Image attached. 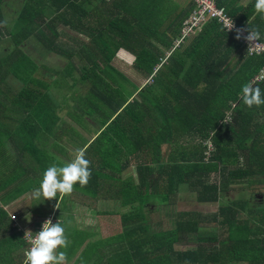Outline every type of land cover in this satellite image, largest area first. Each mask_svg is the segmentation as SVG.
<instances>
[{
  "label": "trees",
  "instance_id": "16d2710c",
  "mask_svg": "<svg viewBox=\"0 0 264 264\" xmlns=\"http://www.w3.org/2000/svg\"><path fill=\"white\" fill-rule=\"evenodd\" d=\"M50 1L60 7V11L70 14V26L86 39L67 42L58 37L53 25H41L36 15L46 0H0L3 22L0 57L7 55L8 63H5L8 68H14L0 69V264L24 263L23 254L29 244L13 225L5 206L39 187L44 173L41 165L45 159L43 148L48 129L45 133L44 128L38 127L28 108L34 104L36 110L48 115L43 105L48 102L47 109L52 111L49 128L52 134L56 133L60 119L58 113L55 115L56 95L48 93L47 100L45 91L31 88V79L19 77L29 70L22 69L20 57L30 61V69L48 74L47 66H39L22 49L30 38L37 41L44 52L57 53L67 59V66L57 76L54 72H49L50 78L37 76L53 83L66 74L72 80L71 89L88 83L90 90L84 96L88 101L96 96V81H102L107 74L104 68L114 70L111 61L119 52L129 54L134 71L148 80L136 94L134 90L121 95L122 90L113 86L111 96L104 98V92L100 91L96 97L102 108L95 103V110L83 112L93 118L101 114L104 126L113 115L116 117L97 139L82 146L91 162L92 177L88 185L76 184L74 190L93 198L106 196L119 201L117 206H121L123 212L119 213V232L103 242L88 243L70 264H264V207L252 210L247 205L248 199L219 202L222 195L244 183L248 188H252L254 182L264 185V105L249 109L240 98L242 86L249 81L264 90V80L254 81L264 68V55H248L232 32L211 20L165 57L164 51L173 48L182 23L195 8L193 0ZM12 2L21 7L12 11L3 8ZM214 2L235 24L247 28L249 21L251 27H258L264 42V17L255 13V0ZM33 7L39 8L32 10ZM105 10L110 17L101 18L99 14ZM5 40L13 44L7 53L1 49ZM74 59L80 65H75L77 80L72 76ZM84 60L90 61L88 67ZM10 73L20 84L16 90L10 85L6 89L3 81ZM100 96H103L102 102ZM3 99L10 107L12 105L10 114L14 106L18 107L19 117L11 119V115L6 114V120L16 123L17 137L23 138L20 148H17L18 139L8 135V131H1L6 127L3 115L9 109ZM106 108H110L108 113ZM67 114L76 115L73 109H68ZM146 119L148 122H143ZM126 127L132 141L121 139ZM61 130L57 133L60 138ZM141 140L148 144L151 154L149 160L135 156L133 180L124 175L128 161L121 162L133 147L134 151L140 149L136 143ZM161 145L171 147L160 152ZM54 158L55 155L52 163H55ZM32 159L38 164L36 167H31ZM26 175L38 178L36 186L21 184V177ZM7 186L9 190L4 191ZM182 186H187L194 195L186 201L194 207L192 210L174 209L175 196ZM100 192L103 195H98ZM262 195L264 199V193ZM161 201L173 208L166 213L173 225L171 229L153 232L146 213ZM202 205H214L210 218L213 226L201 225ZM57 210L55 213L60 216ZM208 231H214L213 235ZM70 238L67 249H61L67 252V262L79 252L82 244V238L74 241ZM181 245L185 248L178 249ZM107 253L108 260L102 263Z\"/></svg>",
  "mask_w": 264,
  "mask_h": 264
},
{
  "label": "rangeland",
  "instance_id": "374dc122",
  "mask_svg": "<svg viewBox=\"0 0 264 264\" xmlns=\"http://www.w3.org/2000/svg\"><path fill=\"white\" fill-rule=\"evenodd\" d=\"M19 2L20 0H15ZM41 2L44 0H40ZM249 1V0H248ZM19 3L12 2L11 5L5 7H9V11H12L13 9H16ZM13 6V7H11ZM2 12H4V9H2ZM52 12V11H51ZM11 17V16H9ZM3 22L0 20V25H2ZM9 24V23H7ZM49 36H52L50 32H48ZM6 42L4 44L1 43V49L7 53L11 51L13 44L10 41L5 40ZM37 41H34L33 38H30L28 41L25 42L22 49L29 55H27L30 59H33L34 61H37L39 66L45 65L47 66L48 74H45L42 71H35L33 69H30L31 63L28 59L25 57H20L23 67L22 69H29L27 71H23V74H21L19 77L22 79H31V83L29 85L33 90H37L40 92H44L46 96L45 99L48 100V93H52L56 95L55 100H53L54 105L56 106L55 115L57 113L60 116L59 121L56 125V133L52 134L50 131V120L52 117V111L47 109V103L43 104L46 111L48 112V115L46 113H42V111H38L36 105H31L28 110L31 111V116H34L37 120V125L39 128L43 131L47 130V140L45 141V146L43 148V154L45 156V159L42 163V172H44L47 167L51 166L52 164V156L55 155V163L61 164L63 162H69L73 158V154L77 148H82V146L85 145L89 141L91 137H93L96 133V128L94 126L92 129L86 123V117L83 115V112L85 110L93 111L95 110V103L101 107L100 102L97 100L98 94L100 91L104 92V98L107 96H110L113 92V86L117 90H122L120 93L121 95H127L128 93H131L137 88H140L145 81L140 75L136 74L134 72V69L132 68V58L131 56L123 55V52H119L116 54L114 59L111 61V66L114 67L115 71H112L111 69L104 68L107 70V74L105 77H102V81H96V86L98 89H96L97 92H95V98L93 101H88V99H85L84 96L87 95V92L90 90V86L88 83H82L78 86L74 87L73 89L70 88V86L73 84L71 78H69L66 74L64 77H62V80L58 79L52 83L51 80H46L43 77L37 76L38 74H42L47 76L48 78L52 77L50 76L49 72H54L57 76V73H60L59 71L62 69H65L67 66V59L64 56L57 55L52 52H44L42 48L36 43ZM69 42V41H67ZM69 44V43H68ZM125 54V53H124ZM12 59H10L11 61ZM8 60L7 55L5 57H0V69H14V68H8ZM85 66L88 67L90 64V61L84 60ZM80 66L79 62L74 59V73L72 74L73 78L77 80L78 76V68L75 67ZM16 69H20L18 66H16ZM33 71H35L33 73ZM44 71V70H43ZM122 74L123 76L118 75ZM26 76V77H25ZM15 77L11 76V80ZM34 78V79H32ZM105 78V79H103ZM109 80L112 82V84L107 85L105 80ZM144 85V84H143ZM12 88L15 90L19 88L18 84H12ZM10 87V88H11ZM124 88V91H123ZM107 89H111L112 91H108ZM139 90V89H138ZM119 93V92H118ZM116 95V93H115ZM134 95H132L133 97ZM66 97V99H65ZM82 97V98H80ZM66 100H68L66 102ZM73 100V101H72ZM4 102V99L2 100ZM6 103V102H4ZM6 105L9 107V109L6 110L3 117L5 118L4 122L6 124V127H4L2 133H7L8 135H12L15 137V140H17V148H20L23 144V138L17 137L16 131H17V125L16 123H13L11 120L8 119L7 115H11V119H16L19 117L18 115V107H13V113L10 114L9 110L12 109L9 106V103H6ZM58 107V108H57ZM68 109H73L74 116H70L67 114ZM110 111V108H106V113ZM7 114V115H6ZM71 119H70V118ZM90 119V118H88ZM94 119L96 121H100L102 119L101 114H96L94 116ZM91 120V119H90ZM64 121L68 123L66 129L62 130L61 138L57 135L58 131L61 130V126L64 125ZM91 122H93L91 120ZM1 123V121H0ZM82 127V129L80 128ZM9 137V136H8ZM58 138V139H56ZM5 141V140H4ZM41 144V143H40ZM8 151H11L8 144L5 145ZM18 151V150H17ZM52 155V156H51ZM30 162L33 164L31 167H36L38 164L35 162L34 159H32ZM130 174L133 173V171L129 170ZM213 176L211 177L212 180ZM41 180V179H40ZM19 181V180H18ZM38 182V178H32L29 177V175L22 176L21 177V184L24 183V185H32L34 186ZM104 183V181H102ZM261 183L254 182L252 183V188H248L249 186L247 183H244L237 187L238 189H235L231 192H228L224 195H222L219 198V202H229L231 200H240V199H248L250 200V206H253L254 208H251L252 210H257L258 205L262 203V199L260 198L261 195L264 193V185ZM36 186V185H35ZM10 186H7L6 190H9ZM38 187V186H37ZM3 191V192H4ZM31 193L29 191L23 193L21 197L17 198L15 202H10L5 206V210H8L11 214L14 213L15 219L11 217L9 214L11 220L13 221V225L16 226L17 231H25V230H33L34 223L37 225L36 230L38 231L40 227H42L43 222L49 218L51 215V211H53V218L52 221H56L57 217L55 214V205L56 203H53L56 199L53 200H43L41 198L40 200L33 199L31 196ZM83 191L73 190V192L70 195H65L63 199L60 200V207L57 210L61 215H67L72 214V222L71 220H66L64 227L66 228V235L71 234V230L73 229V233L71 234L72 238L71 240H77L80 239L81 234L77 230L78 227L80 229H86L88 231H92L94 233L95 238H103L102 240L106 239L104 237H110L114 232H116L119 227H117V223L119 222V218L112 215L114 212L115 207L119 204V201L111 202L110 200H98L96 198H93L92 196H88L87 194L84 196ZM98 195H103V193L100 192ZM259 197V200H258ZM194 198V195L188 191L187 186H182L181 190L178 192V194L175 196L176 205L175 210L183 211V210H192L194 207L191 205H188L186 201L188 199ZM254 198V200H252ZM222 202V203H223ZM163 202H156V206H152L149 208L148 213H146L147 217H149V223L151 225V229L153 232H160L164 230L171 229V226L173 225L171 223V217L170 215H167L170 210L173 208H170L168 204H162ZM215 205V204H214ZM214 205L211 206H204L200 207V209H203L202 217L203 221L201 222V225L203 226H213V220H211V216L213 215V212L215 211L213 208ZM248 205V204H247ZM262 207H264V202ZM247 211V210H246ZM31 214V222L29 223L26 219L27 214ZM48 214V215H47ZM68 214V215H69ZM59 216V218H62V216ZM39 219H42L40 224H37V221ZM83 222H85L83 224ZM33 225V227H32ZM217 226V225H216ZM214 232V231H213ZM213 232H209V235H211ZM213 235V234H212ZM102 240H98L99 242ZM26 242V241H25ZM103 242V241H102ZM101 242V243H102ZM209 247H216V244H208ZM100 247V246H99ZM29 248V247H28ZM27 248V249H28ZM178 249H184L183 245L180 247H177ZM61 250V249H59ZM58 250V251H59ZM24 255V254H23ZM25 260V255H24ZM108 253L106 255V259L102 262L105 263L108 259ZM75 260V259H74ZM24 264V263H23ZM70 264V263H67Z\"/></svg>",
  "mask_w": 264,
  "mask_h": 264
},
{
  "label": "clouds",
  "instance_id": "9594fccd",
  "mask_svg": "<svg viewBox=\"0 0 264 264\" xmlns=\"http://www.w3.org/2000/svg\"><path fill=\"white\" fill-rule=\"evenodd\" d=\"M255 13L264 17V0H255ZM248 27L235 29L234 21L230 23L225 20L224 26L231 32L235 29L236 39H244L248 43V54L254 48L259 47L261 33L258 27H251L248 21ZM247 32V35L244 33ZM264 73V69L261 70ZM258 79V78H257ZM147 79L144 84L147 83ZM240 98L249 109L264 105V90L253 81L245 83L241 88ZM90 161L86 158V148H77L73 158L69 162L61 164H52L47 167L43 173L39 187L35 188L31 196L33 199L40 200H58L63 199L65 195H70L76 184L80 187L88 185L92 171ZM59 209V202L56 204ZM15 219V216H13ZM26 219L31 222V214H27ZM55 222V221H54ZM51 218L46 219L42 224V229L36 233L31 230L25 231L24 240L29 244L25 250L24 264H67V252L59 249H67L70 241L66 235V228L63 221L59 219L54 223ZM59 250V251H58Z\"/></svg>",
  "mask_w": 264,
  "mask_h": 264
},
{
  "label": "crops",
  "instance_id": "0c3cea01",
  "mask_svg": "<svg viewBox=\"0 0 264 264\" xmlns=\"http://www.w3.org/2000/svg\"><path fill=\"white\" fill-rule=\"evenodd\" d=\"M242 3H247L248 0H241ZM21 6H17V9H19ZM45 7V8H44ZM39 7H33L32 10H35V9H38ZM41 8V7H40ZM57 8V9H56ZM52 11V12H51ZM102 17H110V14L105 10V11H102L100 14H99ZM37 17V20L38 22L41 24V25H53L54 26V31L58 34V37H61L62 39H64L65 41H70V42H75V41H80V40H83V39H86L85 37L83 36H80V33L76 30H74L69 22H68V18L70 17V14L69 13H64L62 11H60V7L58 8V6H56V4H52V2L50 0H46V2H44V6L41 8V12L36 15ZM94 17V16H93ZM97 18V17H96ZM95 24V23H94ZM47 32H50L49 30ZM199 33V30L197 31ZM198 33H195V34H198ZM179 47V46H178ZM175 48L177 47H174L172 48L170 51H164V55L165 57H168L171 53V51H173ZM56 54V53H54ZM124 54V53H122ZM58 55V54H57ZM129 55V54H127ZM130 56V55H129ZM112 70V69H111ZM112 71H115L112 70ZM135 72V71H134ZM136 73V72H135ZM137 74V73H136ZM2 75H4L2 73ZM139 75V74H138ZM11 76L13 77V75L10 73L5 79L3 78V81L6 82V89L9 87V85L11 86L12 84H18V86L20 87V84L17 80H15L16 78L12 79L11 80ZM144 79V78H143ZM145 80V79H144ZM1 81V79H0ZM107 84H112V82H110L109 80H105ZM145 82V81H144ZM143 82V84H144ZM142 84V86H143ZM141 86V87H142ZM140 87V88H141ZM140 88H137L136 92L138 91V89L140 90ZM135 92V94H136ZM132 93V92H131ZM111 96V95H110ZM132 98V96H131ZM129 98V101H131L132 99ZM100 101L102 102L103 100V96H100L99 97ZM110 101V100H109ZM121 111V109L118 111V113ZM86 117V123H88V125L90 126V128L92 129V127L94 126V128H96V133L93 137H91L87 143V146L89 144H91L95 139L98 138V136L102 133V131L104 130V128L116 117V115H113L112 118H110L106 125H101V122L102 120L100 121H96L93 117H88V116H85ZM90 118L93 122H91ZM143 122H148L147 119L146 120H143ZM67 125H69L68 123H66V121H64V125H62L60 128L62 130L66 129ZM80 128L82 129V127L80 126ZM62 130H61V133H62ZM59 133V131H58ZM122 134V138H125V139H128L130 141H132L133 138H131L132 136L128 135V129L126 127V130L123 131ZM120 139V141H121ZM120 141H119V144H120ZM158 144L161 143V141H157ZM162 144V143H161ZM137 146H141L140 149H138L137 151H134V147L131 151H129L128 153H126L122 159V162L121 164L124 162V160H127L128 161V165L127 167L125 168V173L124 175H128L130 176L133 180H135V169H134V164H133V161H135V156L136 155H140L141 156V159L144 160V158L146 160H149L150 158V150L148 148V144L147 143H144L143 140H141L140 143H136ZM166 147H171L170 145H165L164 147L161 145V148H160V152H163V149L166 150ZM156 151V149H155ZM129 170L133 171L132 174H130ZM124 175L122 174V177H124ZM60 196V194H59ZM85 196V195H84ZM59 198V197H58ZM262 199V203L260 205H258V208H261L262 205H263V202H264V199H263V195L260 197ZM96 199L98 200H103V201H106V200H110L111 202H114L113 200H111L110 198H106V196H101V197H97ZM252 200H254V198H252ZM258 200H259V197H258ZM56 201V202H55ZM53 201V203H58L59 200H55ZM12 202H15L12 201ZM56 206V205H55ZM248 207L249 208H254L253 206H250V200L248 198ZM6 209V208H5ZM55 211H56V207H55ZM6 212H8L11 217H13L12 215H14V213H10L8 210H6ZM120 212H123V209L121 206H117L115 207V210L114 212H109V213H112V215L116 216L119 218V213ZM243 212V211H241ZM53 211H51V215L50 216H53ZM244 214H246L245 212H243ZM56 214V213H55ZM69 214V213H68ZM61 215L62 218H59L58 215H56L57 217V220L54 222L56 223L59 219H61L63 221V225H65V221L66 220H71L72 222V214H69V215ZM48 215V214H47ZM42 221V219H39V221H37V224ZM85 222H83L84 224ZM33 227V225H32ZM36 227L37 225L34 223V227H33V230L32 232L35 233L37 230H36ZM117 227H119V229L117 230V232H119L121 230V226H120V220L119 222L117 223ZM80 234H81V237L80 239L82 240V244L80 245V250L79 252H75V256L72 257V259H69L67 263H71L73 261H75L74 259L77 258V256L79 255V253H81V251L83 249H85V247L87 246L88 243L90 242H97L98 240H102L103 238H95L94 236V233L92 231H88L86 229H80V227H78L77 229ZM26 231V230H25ZM25 231H21L22 234H23V239H24V236H25ZM73 229L71 230V234L73 233ZM70 234L67 235L68 238L72 237ZM88 234V235H87ZM104 238H108V237H104ZM71 239V238H70ZM27 242V241H26ZM233 264H236V263H233ZM239 264V263H238Z\"/></svg>",
  "mask_w": 264,
  "mask_h": 264
},
{
  "label": "built area",
  "instance_id": "2783aa9c",
  "mask_svg": "<svg viewBox=\"0 0 264 264\" xmlns=\"http://www.w3.org/2000/svg\"><path fill=\"white\" fill-rule=\"evenodd\" d=\"M193 1L195 3V8L191 16L185 19L184 22L182 23L180 36L178 39L174 41L173 48L178 47L180 44H182L184 42V39L192 37L193 34H195L198 30H200V28L203 26V24L206 21L215 20L216 22H219L224 28H225L224 26L225 20H227L229 23L233 21L225 13L223 8H218L215 5L214 0H193ZM241 28H245V26L235 24V29H241ZM225 29L228 30L227 28ZM235 29L231 32L234 34V37L236 38ZM244 35H247V32H245ZM238 42L241 44V46L246 48V52L248 54V43L244 39L238 40ZM248 55L250 56L264 55V42L261 40L259 47L254 48L253 51ZM262 80H264V73L260 71L259 75L254 78V81H262ZM49 218L52 219L53 216H49ZM41 229L42 227H40V229L37 232H39Z\"/></svg>",
  "mask_w": 264,
  "mask_h": 264
},
{
  "label": "flooded vegetation",
  "instance_id": "af4514ba",
  "mask_svg": "<svg viewBox=\"0 0 264 264\" xmlns=\"http://www.w3.org/2000/svg\"><path fill=\"white\" fill-rule=\"evenodd\" d=\"M7 9L9 10V7H7Z\"/></svg>",
  "mask_w": 264,
  "mask_h": 264
},
{
  "label": "water",
  "instance_id": "95a60500",
  "mask_svg": "<svg viewBox=\"0 0 264 264\" xmlns=\"http://www.w3.org/2000/svg\"><path fill=\"white\" fill-rule=\"evenodd\" d=\"M196 33H198V32H196Z\"/></svg>",
  "mask_w": 264,
  "mask_h": 264
}]
</instances>
